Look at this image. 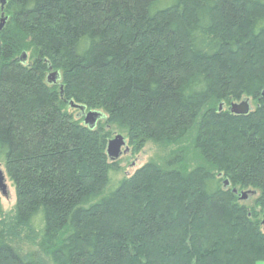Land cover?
<instances>
[{
	"label": "trees",
	"instance_id": "obj_1",
	"mask_svg": "<svg viewBox=\"0 0 264 264\" xmlns=\"http://www.w3.org/2000/svg\"><path fill=\"white\" fill-rule=\"evenodd\" d=\"M5 3L0 264L264 263V0ZM114 132L159 155L112 188Z\"/></svg>",
	"mask_w": 264,
	"mask_h": 264
},
{
	"label": "rangeland",
	"instance_id": "obj_2",
	"mask_svg": "<svg viewBox=\"0 0 264 264\" xmlns=\"http://www.w3.org/2000/svg\"><path fill=\"white\" fill-rule=\"evenodd\" d=\"M5 6H6L5 0H0V26H1L0 30H2V28L4 27L6 20H7V17L3 13ZM29 56H30L29 53L25 54L24 64H27V61H29ZM248 106H249V110L252 111L255 108V103L253 101L249 100ZM224 109H222V107L219 108L220 111L224 110ZM73 115H74V117H78L80 115V113L78 110H74ZM117 135L122 136V138L124 139L125 147L127 148V151L124 152V148H122V150H121L122 153H121L120 157L116 160V162L119 165L120 171L118 172V174L112 175V184H111L112 188H114L120 180H122L123 178H128V177L132 176L138 169H140L142 166L147 164L149 161L154 160L159 155V150L154 145H152L150 143H146L145 146L138 153L134 154L133 151L130 149V147L127 145V140L125 139L124 135L118 134L117 132H114V133H112L110 140H113L114 137ZM187 145H190V144H187ZM189 150L192 151L191 146H190ZM196 155H195L194 151L192 152V154L188 155L187 158L190 160L189 161L190 163H191V158L193 157V159H194V156H196ZM0 169L4 173V169H3L1 162H0ZM4 176H5V174H4ZM4 183L6 185L7 195L3 196L0 193V204H1V208H2L4 215L8 216L9 214H11L10 212L12 211L14 204H15V193H14V189H13L11 183L6 178V176H5ZM243 194H245V199L242 200V197H241V201H243L249 207L252 206L254 200L256 199V196L254 194L250 195V193H247V192H242L241 195H243ZM262 219H263V215H262ZM262 231L264 233V228ZM21 251L24 254H26V253H30V252H35V249H34V247H31L30 245L24 243V246L21 249ZM260 264H264V263H260Z\"/></svg>",
	"mask_w": 264,
	"mask_h": 264
},
{
	"label": "water",
	"instance_id": "obj_3",
	"mask_svg": "<svg viewBox=\"0 0 264 264\" xmlns=\"http://www.w3.org/2000/svg\"><path fill=\"white\" fill-rule=\"evenodd\" d=\"M1 28V26H0ZM21 61L25 62V54L21 55ZM58 75L57 73H51L48 78H47V82L49 84H54L57 81ZM248 102L249 100H245L242 101L238 104H232L229 108L230 113H232L233 115L236 116H245L249 113V106H248ZM70 108L74 109V110H78L80 113V116L83 117V123L85 126L89 127V128H94L96 122L101 119V114L96 113V112H86L85 108L79 105L74 104L73 102L69 103ZM122 148H124V152L127 151V148L125 147V141L122 138V136L117 135L114 137L113 140H110L108 142L107 145V156L109 157V159L111 161H116L121 153H122ZM5 181V176L4 173L2 172V170L0 169V193L3 196L7 195V191H6V185L4 183ZM235 193V191H234ZM242 200L245 199V194L241 195ZM262 226L264 228V215H263V219H262Z\"/></svg>",
	"mask_w": 264,
	"mask_h": 264
}]
</instances>
